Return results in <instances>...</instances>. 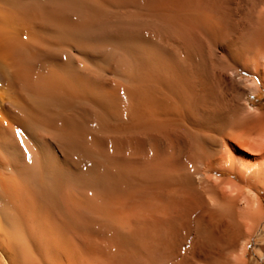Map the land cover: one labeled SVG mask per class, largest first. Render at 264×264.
Returning <instances> with one entry per match:
<instances>
[{
  "label": "bare ground",
  "instance_id": "6f19581e",
  "mask_svg": "<svg viewBox=\"0 0 264 264\" xmlns=\"http://www.w3.org/2000/svg\"><path fill=\"white\" fill-rule=\"evenodd\" d=\"M241 71L264 0H0V264H264Z\"/></svg>",
  "mask_w": 264,
  "mask_h": 264
},
{
  "label": "rangeland",
  "instance_id": "374dc122",
  "mask_svg": "<svg viewBox=\"0 0 264 264\" xmlns=\"http://www.w3.org/2000/svg\"><path fill=\"white\" fill-rule=\"evenodd\" d=\"M240 75L245 79V84L248 85V83L250 82L253 83V81H256V86L254 88L253 91L247 93L245 95L246 98H248L250 105L254 108H258L259 111H264V86L261 83V81L258 79V76L256 77L255 75L251 74V73H247L245 71H241ZM209 173H214L222 178H226L228 180H231L230 176L228 175V173L226 171H210ZM239 184V183H237ZM239 186H242L241 184H239ZM256 192V194L260 197V199L262 200L263 203V207H264V193L257 188H253ZM264 220V219H263ZM263 224V223H262ZM259 238L257 236V234H254L253 236H251V240H250V244L249 246H247V254L246 256L249 259L253 258L254 255V246L256 243H258Z\"/></svg>",
  "mask_w": 264,
  "mask_h": 264
}]
</instances>
